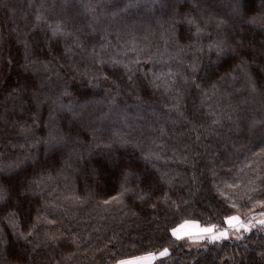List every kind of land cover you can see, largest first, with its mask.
Segmentation results:
<instances>
[{"label":"trees","instance_id":"1","mask_svg":"<svg viewBox=\"0 0 264 264\" xmlns=\"http://www.w3.org/2000/svg\"><path fill=\"white\" fill-rule=\"evenodd\" d=\"M0 170V264H264L171 235L264 218V0H0Z\"/></svg>","mask_w":264,"mask_h":264},{"label":"snow or ice","instance_id":"2","mask_svg":"<svg viewBox=\"0 0 264 264\" xmlns=\"http://www.w3.org/2000/svg\"><path fill=\"white\" fill-rule=\"evenodd\" d=\"M218 53L222 52L223 49L218 48L217 49ZM62 142V138L59 137L56 134L50 133L49 134V139L46 141V143L51 144L53 146L59 144ZM2 171V170H0ZM234 220H239L238 217L236 216H229L225 219V223L229 226L232 227V221ZM259 224L261 226H264V220L259 221ZM256 225H251V227H249L248 225H245L244 223H240L238 227L235 228V232L236 233H241V231L243 232H250L252 230V228H255ZM178 229H172L171 230V235L173 237H175L176 239H183V236L177 235ZM200 232L202 233L199 236L200 240H207L209 243H216L218 241L221 240H228L230 239V235L227 229L216 232L214 227H204L202 229H200ZM236 240H241L243 239V235L241 234H237L234 237ZM18 239H23L25 242H28V238L26 236H20L18 237ZM151 255V254H150ZM168 255H170L169 249L165 248L163 249L160 253H159V257L163 258V257H167ZM147 257H139L136 259H146ZM19 259H21L22 261H26L27 260V250H25L24 255L20 256ZM120 264H126L125 261H121Z\"/></svg>","mask_w":264,"mask_h":264},{"label":"rangeland","instance_id":"3","mask_svg":"<svg viewBox=\"0 0 264 264\" xmlns=\"http://www.w3.org/2000/svg\"><path fill=\"white\" fill-rule=\"evenodd\" d=\"M239 218V220L232 221V227H229L227 224L223 227H219L217 225H214L212 227L215 228L216 232L222 231L227 229L229 232V235L231 239H235V235L244 233L241 231V233H236L235 228L239 226L240 223H244L245 225H248L251 227V225H256L255 221H247L243 218H240L239 216H236ZM204 228L203 226L199 225L198 223L187 221L182 224H180L176 229H178L177 235L183 236L184 238L181 239L184 244L188 248H198L201 247L204 243H207V240H200L199 236L202 234L200 232V229ZM139 257H147L146 259H136ZM139 257H132L127 258L122 261H125L126 264H151L154 261L153 255H147V256H139ZM121 261L115 263L120 264Z\"/></svg>","mask_w":264,"mask_h":264},{"label":"crops","instance_id":"4","mask_svg":"<svg viewBox=\"0 0 264 264\" xmlns=\"http://www.w3.org/2000/svg\"><path fill=\"white\" fill-rule=\"evenodd\" d=\"M261 220H264V218H259V219L255 220V223L259 224V221H261Z\"/></svg>","mask_w":264,"mask_h":264}]
</instances>
